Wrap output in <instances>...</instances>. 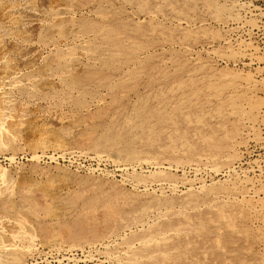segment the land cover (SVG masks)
<instances>
[{"label": "rangeland", "instance_id": "obj_1", "mask_svg": "<svg viewBox=\"0 0 264 264\" xmlns=\"http://www.w3.org/2000/svg\"><path fill=\"white\" fill-rule=\"evenodd\" d=\"M0 170V264H264V0H0Z\"/></svg>", "mask_w": 264, "mask_h": 264}, {"label": "bare ground", "instance_id": "obj_2", "mask_svg": "<svg viewBox=\"0 0 264 264\" xmlns=\"http://www.w3.org/2000/svg\"><path fill=\"white\" fill-rule=\"evenodd\" d=\"M3 177L0 173V186H2V184H4L5 182ZM13 208H17V207L15 206ZM26 214H25V210L21 207V208L14 209L12 212V215H10L9 218H5L4 215L0 216V225L7 227V230L9 231V236H10V240H9L10 242H5L6 240L4 241L3 238H1L2 232H0V248L2 247L3 248L4 247L15 248L16 246L15 241H14L15 238L21 239L20 241L26 239L28 241L33 242V240L35 239V235H33L31 228L34 226V221L32 218H28Z\"/></svg>", "mask_w": 264, "mask_h": 264}]
</instances>
